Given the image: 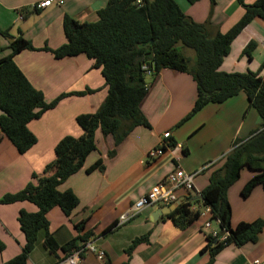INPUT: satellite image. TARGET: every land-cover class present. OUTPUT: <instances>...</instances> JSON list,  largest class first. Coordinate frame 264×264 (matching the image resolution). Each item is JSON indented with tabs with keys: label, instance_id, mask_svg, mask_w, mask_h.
<instances>
[{
	"label": "crops",
	"instance_id": "crops-1",
	"mask_svg": "<svg viewBox=\"0 0 264 264\" xmlns=\"http://www.w3.org/2000/svg\"><path fill=\"white\" fill-rule=\"evenodd\" d=\"M43 1L0 0V63L11 54L10 46L22 38L36 50L21 52L14 61L47 102L61 94L87 90L95 93L69 97L42 118L32 121L28 128L37 143L25 154H20L7 138H3L0 142V199L21 192L30 183L36 184L34 175L43 176L45 167L56 159V145L67 136L79 138L83 135L76 118L97 112L108 95L101 69L93 68V61L87 56L56 59L50 52L67 43L63 31L66 15L80 23L96 22L97 12L106 6L107 0H54L51 7L36 9L35 5ZM60 1L64 4L58 5ZM177 2L195 22L207 24L212 38L219 32H227L243 15V8L235 0H217L212 15L210 0H201L195 5L186 0ZM244 2L250 5L256 0ZM249 43H254L262 53L261 61L254 68L252 52L245 53ZM263 61L264 25L254 20L232 45L221 71L260 73L264 78L261 74ZM150 77L141 111L151 128L137 127L118 148H115L112 136L104 137L100 130L97 131L98 150L87 158L83 169L59 188L61 192L71 190L77 196L78 208L70 217L57 207L47 214L48 231L60 246L89 233L88 240H96L97 248L105 253L103 260H99L96 253H86L78 264H207L210 254L208 250L203 251L208 243L207 236L219 226L217 222H211L205 208L194 204L193 208L200 209L201 217L186 230L174 226L166 215L155 223L154 213L159 206L146 208L123 225H119L120 217L132 212L141 197L179 168L197 175L194 190H178L176 196L184 201L191 195L192 201H196L194 198L208 186L211 174L222 167L223 159L234 148V143L246 141L253 131L262 129L261 117L250 107L243 93L223 104H209L186 120L197 99L193 77L169 69ZM166 132L171 133L175 147L161 157L149 160V152L159 145ZM113 149L115 155L111 157L109 153ZM99 159L103 160V171L89 173L88 169ZM249 171L241 174L228 192L233 228L241 222L264 220L263 188H255L243 200L242 196L236 195L255 175ZM22 210L37 212L36 206L28 201L0 203V264L11 261L23 251L26 239L18 222ZM82 221L86 222L85 229L79 233L75 225ZM115 223L118 224L111 232L102 235ZM206 223L210 228L205 227ZM149 232L150 244L139 246L131 256L125 254L135 238ZM65 258L62 251L55 255L45 248L44 233L41 232L26 264H57ZM255 260L264 261V231L255 244L230 245L216 256L214 264H252Z\"/></svg>",
	"mask_w": 264,
	"mask_h": 264
},
{
	"label": "trees",
	"instance_id": "trees-1",
	"mask_svg": "<svg viewBox=\"0 0 264 264\" xmlns=\"http://www.w3.org/2000/svg\"><path fill=\"white\" fill-rule=\"evenodd\" d=\"M186 1L195 5L201 0ZM235 1L243 8L242 17L227 32H219L213 38L209 36L207 24L197 23L187 16L177 0H143L141 6H137L135 0H107L106 6L97 12L96 22L80 23L68 15L64 17L67 43L57 50H46L56 59L87 56L93 61V68L101 69L108 95L97 112L76 118L83 135L79 138L67 136L56 145V159L45 167L43 176L34 175L36 184L30 183L21 192L0 199L5 205L28 201L37 208L36 213L20 211L18 222L26 243L22 253L5 264H26L41 232L44 233L45 248L55 255L62 251L65 257L88 241L89 233H85L60 246L48 231L47 214L57 207L70 217L78 208L77 196L71 190L61 192L59 188L83 169L87 158L98 150L97 131L100 130L104 137L112 136L115 148H118L137 127L151 128L141 111V103L147 94V77L163 69L189 74L196 83L197 99L186 120L209 104H223L243 93L263 121L262 129L253 131L248 140L234 143V148L224 157L222 167L211 174L200 200L192 201L190 195L165 218L180 230H186L201 217L200 209L192 210L194 204L211 209V222L218 223L221 235L224 232L229 235L224 242L207 236L208 243L203 250L210 254L207 264H214L216 256L230 245L240 247L259 241L264 220L241 222L233 228L228 192L246 168L255 175L245 184L241 196L248 198L257 187L264 190V78L260 73H225L221 66L234 42L251 22L258 20L264 25V0H256L250 5L244 0ZM210 5L212 15L217 0H210ZM4 35L10 38L8 34ZM180 47L195 52L193 66L179 51ZM254 48L255 44L249 43L245 53L250 54ZM10 49L9 57L0 63V142L7 138L20 154H25L37 143L28 128L32 121L42 118L69 97H83L95 92L61 94L47 102L14 61L17 54L36 49L22 38H18ZM261 68L264 69V61ZM171 144L175 145L172 140ZM114 155L113 149L109 156ZM103 169V160L99 159L88 172ZM85 224V221L77 223L76 230L83 233ZM117 224L102 235L111 232ZM150 236L151 232L135 238L125 254L131 256L139 246L150 244Z\"/></svg>",
	"mask_w": 264,
	"mask_h": 264
},
{
	"label": "built area",
	"instance_id": "built-area-1",
	"mask_svg": "<svg viewBox=\"0 0 264 264\" xmlns=\"http://www.w3.org/2000/svg\"><path fill=\"white\" fill-rule=\"evenodd\" d=\"M54 0H45L43 2L38 3L35 5V8L38 9H45L48 7H51L54 4ZM143 0H135V4L137 6L142 5ZM58 5H63L64 2L60 1L57 2ZM23 17L20 16V19ZM172 135L170 132H166L163 134L162 140L160 141L159 145L149 152L148 159L153 160L158 157H161L167 150H172L173 145L171 144ZM182 149V146H178ZM180 159H177L176 161H179ZM197 173H186L185 171L179 169H175L173 172H171L165 180L155 186L147 195L141 197L134 205L133 211L124 214L120 217L119 225H123L127 223L131 218L136 216L137 214L144 211L146 208H149L151 206H173L175 205L176 208L183 202V200L179 199L175 192L178 190H185L187 192H191L194 190V179L196 177ZM192 210H198L196 208L192 207ZM206 213H211L210 208H205ZM206 228H210V224H205ZM228 233L224 232L221 235V232L219 229L211 231L209 233V236L219 240L220 242H224L227 237ZM89 252L96 253L97 258L99 260H103L105 258V253L103 250L98 249L96 246V240L90 239L85 244L81 245L80 248L73 250L71 254L66 257L64 260L57 264H78L82 258L83 255ZM252 264H264V261L261 260H255Z\"/></svg>",
	"mask_w": 264,
	"mask_h": 264
},
{
	"label": "rangeland",
	"instance_id": "rangeland-1",
	"mask_svg": "<svg viewBox=\"0 0 264 264\" xmlns=\"http://www.w3.org/2000/svg\"><path fill=\"white\" fill-rule=\"evenodd\" d=\"M37 5V4H36ZM36 9H38V8H36ZM179 51L183 54V55H185L187 58H189V62H190V65H192L195 61H196V55H195V52L193 51V50H191V49H188V48H184V47H180L179 48ZM252 54H253V58H254V63L255 64H253V66H252V68H254L258 63H259V61H261V56H262V53L260 52V50L258 49V48H254L253 50H252ZM249 60H247V63H249L248 62ZM195 64V63H194ZM247 73H249V72H247ZM261 74H263V76H264V69L261 71ZM151 77H150V75L147 77V82L148 83H150V81H151ZM250 171L246 168V169H244L243 170V173L242 174H246V173H249ZM235 185V184H234ZM233 185V186H234ZM261 189H262V187H261ZM236 195H239L240 197H241V193H236ZM241 199L243 200L244 198L243 197H241Z\"/></svg>",
	"mask_w": 264,
	"mask_h": 264
},
{
	"label": "water",
	"instance_id": "water-1",
	"mask_svg": "<svg viewBox=\"0 0 264 264\" xmlns=\"http://www.w3.org/2000/svg\"><path fill=\"white\" fill-rule=\"evenodd\" d=\"M200 200V196H196L194 198V200ZM176 206H169V207H160L158 208L155 213H154V222L157 223V220L159 219V217L163 216V215H168L170 213H172L173 211H175Z\"/></svg>",
	"mask_w": 264,
	"mask_h": 264
},
{
	"label": "clouds",
	"instance_id": "clouds-1",
	"mask_svg": "<svg viewBox=\"0 0 264 264\" xmlns=\"http://www.w3.org/2000/svg\"><path fill=\"white\" fill-rule=\"evenodd\" d=\"M175 147V146H174ZM159 207H162V206H159ZM163 207H165V206H163ZM176 210V209H175Z\"/></svg>",
	"mask_w": 264,
	"mask_h": 264
}]
</instances>
